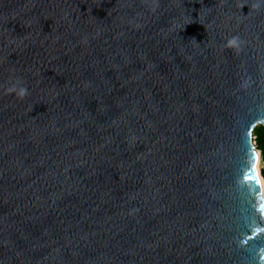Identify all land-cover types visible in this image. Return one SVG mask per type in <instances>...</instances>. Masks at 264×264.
Listing matches in <instances>:
<instances>
[{
    "label": "water",
    "instance_id": "1",
    "mask_svg": "<svg viewBox=\"0 0 264 264\" xmlns=\"http://www.w3.org/2000/svg\"><path fill=\"white\" fill-rule=\"evenodd\" d=\"M255 2L0 0V264H264Z\"/></svg>",
    "mask_w": 264,
    "mask_h": 264
},
{
    "label": "clouds",
    "instance_id": "2",
    "mask_svg": "<svg viewBox=\"0 0 264 264\" xmlns=\"http://www.w3.org/2000/svg\"><path fill=\"white\" fill-rule=\"evenodd\" d=\"M245 6L247 5H243L240 7V13L241 9H243ZM251 8L254 10H260L261 8H264V0H256V2L252 4ZM242 44L243 41L240 39L239 36H232L226 41L224 46L228 49L238 50ZM5 91L8 94L13 95L14 98L19 99H23L29 94L27 86L23 84L20 78H16L15 81L11 82L5 89Z\"/></svg>",
    "mask_w": 264,
    "mask_h": 264
},
{
    "label": "trees",
    "instance_id": "3",
    "mask_svg": "<svg viewBox=\"0 0 264 264\" xmlns=\"http://www.w3.org/2000/svg\"><path fill=\"white\" fill-rule=\"evenodd\" d=\"M255 136H256V142H257V148L261 152V160L264 165V128L259 127L255 129ZM261 175L264 179V167L261 170Z\"/></svg>",
    "mask_w": 264,
    "mask_h": 264
},
{
    "label": "bare ground",
    "instance_id": "4",
    "mask_svg": "<svg viewBox=\"0 0 264 264\" xmlns=\"http://www.w3.org/2000/svg\"><path fill=\"white\" fill-rule=\"evenodd\" d=\"M257 154H258V158H257V162H256V169L259 173L261 184H264V179L261 177V159L262 158L260 156V152H258ZM263 191H264V187H263Z\"/></svg>",
    "mask_w": 264,
    "mask_h": 264
},
{
    "label": "snow or ice",
    "instance_id": "5",
    "mask_svg": "<svg viewBox=\"0 0 264 264\" xmlns=\"http://www.w3.org/2000/svg\"><path fill=\"white\" fill-rule=\"evenodd\" d=\"M253 172H254V169H253ZM254 175H250L248 177H246V179H254ZM255 181L258 185H261L262 187H264V184H261V181L259 180V178H255ZM261 211L264 212V205H261ZM260 230V229H258Z\"/></svg>",
    "mask_w": 264,
    "mask_h": 264
},
{
    "label": "rangeland",
    "instance_id": "6",
    "mask_svg": "<svg viewBox=\"0 0 264 264\" xmlns=\"http://www.w3.org/2000/svg\"><path fill=\"white\" fill-rule=\"evenodd\" d=\"M257 128H259V126H258ZM254 137H255V136H254ZM255 141H256V140H255ZM256 145H257V142H256ZM263 167H264V165H263L262 160H261V170H262Z\"/></svg>",
    "mask_w": 264,
    "mask_h": 264
},
{
    "label": "built area",
    "instance_id": "7",
    "mask_svg": "<svg viewBox=\"0 0 264 264\" xmlns=\"http://www.w3.org/2000/svg\"><path fill=\"white\" fill-rule=\"evenodd\" d=\"M256 140V136L254 137V141ZM255 143H256V141H255Z\"/></svg>",
    "mask_w": 264,
    "mask_h": 264
}]
</instances>
